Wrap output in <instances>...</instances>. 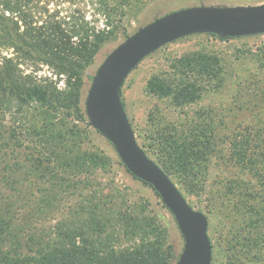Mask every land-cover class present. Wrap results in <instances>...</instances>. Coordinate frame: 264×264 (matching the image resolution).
<instances>
[{
    "label": "trees",
    "instance_id": "1",
    "mask_svg": "<svg viewBox=\"0 0 264 264\" xmlns=\"http://www.w3.org/2000/svg\"><path fill=\"white\" fill-rule=\"evenodd\" d=\"M38 2L0 0V51L14 52V57L0 54V264H174L178 257L169 230L156 211L168 210L148 184L142 182L154 192V204L144 196L133 200L123 189L116 197H105L102 205L81 195L75 207L58 206L60 195L80 191L96 169L110 165L104 154L85 150L91 128L79 100L86 69L118 26L108 22L97 29L74 15L66 22ZM102 2L108 17L118 11L124 16V9ZM24 62L66 75V89L25 73L20 68ZM172 69L176 76L154 78L150 89L172 97L177 106L199 97L200 79L215 82L222 74L219 59L203 53L176 60ZM154 135L157 165L193 187L196 161L206 154L208 138L168 128ZM252 135L246 129L230 136L229 159L262 181L259 197L264 207V176ZM65 208L55 223L45 225L54 211Z\"/></svg>",
    "mask_w": 264,
    "mask_h": 264
},
{
    "label": "rangeland",
    "instance_id": "2",
    "mask_svg": "<svg viewBox=\"0 0 264 264\" xmlns=\"http://www.w3.org/2000/svg\"><path fill=\"white\" fill-rule=\"evenodd\" d=\"M107 3L110 7L115 6L116 10L124 9V16L121 17L118 11L108 17L102 12V0L38 2V6L46 8L49 14L64 17L66 22L74 15L82 16L97 29L108 22L118 26L110 36L111 41L103 46L84 73L79 100L82 112L85 111L91 78L101 62L138 28L182 8L260 5L264 0H128L125 7L120 0H108ZM119 18L122 20L120 24L117 23ZM194 53L218 58L222 71L220 79L215 82L211 77L200 79L198 85L202 89L198 92L199 97L182 106H177L172 97L151 91L150 82L154 78L171 79L176 76L173 62ZM0 54L14 57L12 49L1 50ZM21 64L20 68L25 73L32 72L37 78L51 79L58 88L66 89V75H57L50 67L40 63ZM120 95L138 145L156 164L152 147L156 130L168 128L170 132H199L208 138L205 157L196 161L199 166L196 184L188 187L185 179L169 178L187 204L204 213L208 219L211 264H264V207L259 197L262 181L254 176V172L235 167L228 152L230 136L249 129L256 148L254 155L258 157L259 168L263 170L261 175L264 176V34L234 39L197 34L167 44L137 65L127 76ZM90 130V142L84 144L85 150L104 154L109 158L110 165L105 169H96L88 179V185H82L80 191H75L73 195H60L58 198L62 201L58 202V206L75 207L83 199L102 205L105 197H116L117 191L123 189L133 200L144 196L153 204L157 202L151 188L133 178L124 168L112 145L95 130ZM156 211L169 230L170 242L178 257L183 238L174 218L169 211ZM64 212L66 208L54 211L45 225L55 223Z\"/></svg>",
    "mask_w": 264,
    "mask_h": 264
},
{
    "label": "water",
    "instance_id": "3",
    "mask_svg": "<svg viewBox=\"0 0 264 264\" xmlns=\"http://www.w3.org/2000/svg\"><path fill=\"white\" fill-rule=\"evenodd\" d=\"M241 38L264 34V3L192 6L145 24L112 49L91 78L84 110L89 126L114 148L124 168L152 187L183 238L174 264H211L208 219L192 209L169 176L138 145L120 92L137 65L161 47L192 35Z\"/></svg>",
    "mask_w": 264,
    "mask_h": 264
}]
</instances>
